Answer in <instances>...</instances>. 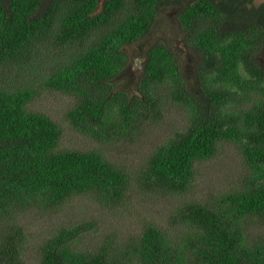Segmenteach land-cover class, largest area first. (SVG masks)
<instances>
[{
    "label": "trees",
    "instance_id": "trees-1",
    "mask_svg": "<svg viewBox=\"0 0 264 264\" xmlns=\"http://www.w3.org/2000/svg\"><path fill=\"white\" fill-rule=\"evenodd\" d=\"M171 5L196 59V81L164 41L139 54L141 75L132 81L129 48ZM51 43L62 52L41 76L48 90L76 99L67 114L76 132L101 144L134 143L167 101L187 114V126L138 177L144 189L187 195L196 165L213 159L222 142L240 148L253 176L212 201L183 203L171 229L149 223L136 237L107 236L91 250L78 246L95 221L60 229L40 245L37 264H264V239H251L246 227L264 216V1L256 0H0V264H27L16 223L22 215L77 197L117 208L131 184L103 149L60 150L64 129L28 108L38 91L3 80Z\"/></svg>",
    "mask_w": 264,
    "mask_h": 264
},
{
    "label": "rangeland",
    "instance_id": "rangeland-1",
    "mask_svg": "<svg viewBox=\"0 0 264 264\" xmlns=\"http://www.w3.org/2000/svg\"><path fill=\"white\" fill-rule=\"evenodd\" d=\"M263 1L256 0V3ZM177 7L178 5H171L164 9L148 38L129 48L134 57L129 72L132 81L141 75L143 59L139 58V54H144V51L160 41L178 49L185 77L192 83L196 81V59L189 58L190 51L182 44V34L176 19ZM45 47L47 50L41 48V52L33 55L27 66L11 68L3 80L12 85H32L38 91L37 98L28 108L49 115L64 129L60 150L103 149L111 161L127 169L132 179L124 204L117 208L101 205L92 197H77L59 210H32L22 215L16 223L24 229V260L27 264H37L40 245L60 229L93 221L97 223L96 230L90 231L81 239L78 246L80 250L94 249L107 236H114L121 241L136 237L149 223L171 229L170 216L183 203L212 201L216 197L241 189L253 176L240 148L235 143L222 142L213 159L196 165L195 181L187 195L165 196L144 189L138 177L146 169L145 166L156 149L187 126L185 111L167 101L162 118L146 124L134 138V143L101 144L76 132L67 120L68 112L77 103L76 99L45 88L42 70L50 62L53 63L55 56L62 52L54 43ZM17 71L21 72L19 78L14 76ZM246 227L251 239H264V216L246 220Z\"/></svg>",
    "mask_w": 264,
    "mask_h": 264
},
{
    "label": "bare ground",
    "instance_id": "bare-ground-1",
    "mask_svg": "<svg viewBox=\"0 0 264 264\" xmlns=\"http://www.w3.org/2000/svg\"><path fill=\"white\" fill-rule=\"evenodd\" d=\"M143 163V162H142ZM142 165V164H141ZM147 165V164H146ZM146 167V166H145Z\"/></svg>",
    "mask_w": 264,
    "mask_h": 264
}]
</instances>
